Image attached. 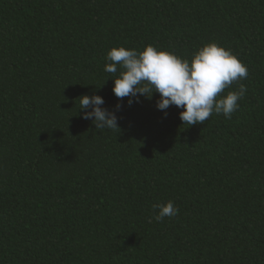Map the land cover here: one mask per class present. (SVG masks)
<instances>
[{"label":"trees","instance_id":"16d2710c","mask_svg":"<svg viewBox=\"0 0 264 264\" xmlns=\"http://www.w3.org/2000/svg\"><path fill=\"white\" fill-rule=\"evenodd\" d=\"M213 42L248 68L230 119L129 106L104 70L112 48ZM0 264H264V0H0Z\"/></svg>","mask_w":264,"mask_h":264},{"label":"clouds","instance_id":"9594fccd","mask_svg":"<svg viewBox=\"0 0 264 264\" xmlns=\"http://www.w3.org/2000/svg\"><path fill=\"white\" fill-rule=\"evenodd\" d=\"M106 61L104 70L108 73H116L118 65L123 69L113 80L112 91L117 98L128 97L130 106L138 103L140 96L151 99L154 93H159L157 110L166 115L169 106L183 109L179 118L190 126L204 123L213 113L230 119L247 91L240 84L238 91L220 95L234 82L247 79L248 68L230 50L215 42L200 47L190 61L152 45L143 51L112 48ZM78 100L83 119L92 120L96 129H118L117 116L102 107L105 103L102 97L84 95ZM152 209L151 219L157 222L175 217L179 211L173 201L153 204Z\"/></svg>","mask_w":264,"mask_h":264}]
</instances>
